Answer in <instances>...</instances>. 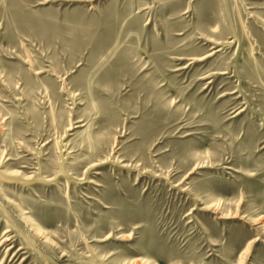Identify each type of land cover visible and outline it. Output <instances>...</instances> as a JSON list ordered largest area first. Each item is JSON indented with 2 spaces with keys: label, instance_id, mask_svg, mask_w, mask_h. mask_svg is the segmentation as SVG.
<instances>
[{
  "label": "rangeland",
  "instance_id": "1",
  "mask_svg": "<svg viewBox=\"0 0 264 264\" xmlns=\"http://www.w3.org/2000/svg\"><path fill=\"white\" fill-rule=\"evenodd\" d=\"M0 264H264V0H0Z\"/></svg>",
  "mask_w": 264,
  "mask_h": 264
},
{
  "label": "bare ground",
  "instance_id": "2",
  "mask_svg": "<svg viewBox=\"0 0 264 264\" xmlns=\"http://www.w3.org/2000/svg\"><path fill=\"white\" fill-rule=\"evenodd\" d=\"M230 216V215H229Z\"/></svg>",
  "mask_w": 264,
  "mask_h": 264
}]
</instances>
